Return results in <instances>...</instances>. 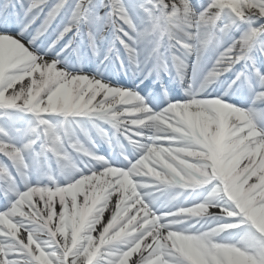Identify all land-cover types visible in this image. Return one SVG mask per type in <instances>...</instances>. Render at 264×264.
Here are the masks:
<instances>
[{"label":"snow or ice","instance_id":"obj_1","mask_svg":"<svg viewBox=\"0 0 264 264\" xmlns=\"http://www.w3.org/2000/svg\"><path fill=\"white\" fill-rule=\"evenodd\" d=\"M0 264H264V0H0Z\"/></svg>","mask_w":264,"mask_h":264},{"label":"bare ground","instance_id":"obj_2","mask_svg":"<svg viewBox=\"0 0 264 264\" xmlns=\"http://www.w3.org/2000/svg\"><path fill=\"white\" fill-rule=\"evenodd\" d=\"M106 148V147H105Z\"/></svg>","mask_w":264,"mask_h":264}]
</instances>
